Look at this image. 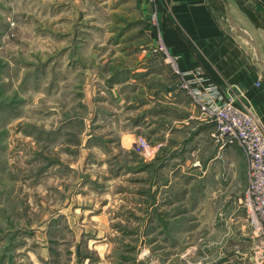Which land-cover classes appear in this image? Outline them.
<instances>
[{"label": "rangeland", "instance_id": "rangeland-1", "mask_svg": "<svg viewBox=\"0 0 264 264\" xmlns=\"http://www.w3.org/2000/svg\"><path fill=\"white\" fill-rule=\"evenodd\" d=\"M135 3L0 0V264H257L243 204L245 154L223 167L219 160L226 184L218 194L194 181L186 194L176 189L165 198L146 196L140 181L115 178L120 150H110L109 167L88 163L89 141L118 135L95 116L93 77L134 61L131 53H117V35L124 27L157 29L158 6L166 8V0H149L146 17ZM136 16L143 19L133 25ZM123 36L132 49L148 39ZM149 48L175 75L170 87L180 88L187 78L177 73V58L168 59L161 32ZM161 73H154L156 82ZM139 137L150 155L135 148ZM125 140L132 156L146 160L161 146L145 132Z\"/></svg>", "mask_w": 264, "mask_h": 264}, {"label": "crops", "instance_id": "crops-1", "mask_svg": "<svg viewBox=\"0 0 264 264\" xmlns=\"http://www.w3.org/2000/svg\"><path fill=\"white\" fill-rule=\"evenodd\" d=\"M134 6L147 17L149 0H137ZM158 7L160 31L124 27L117 35L121 36L116 40L117 53H131L135 60L120 63L118 69L115 65L114 73L99 71L90 83L89 98L97 100L95 116L100 125L112 126L118 135L89 141L93 147H87L88 163L109 167L110 150H120L115 159V178L120 182L129 179L132 186L144 183L148 188L146 196L165 198L176 189L177 194H186L194 181H200L195 187L213 188L216 195L226 184L219 178V166L233 164L236 153L245 157L244 152L238 145L218 147L212 135L215 124L201 113L185 90L170 87L175 75L167 61L151 53L149 47L154 46L156 34L161 32L181 70L201 66L223 94L250 106L264 126V0H166V8ZM142 19L136 16L132 24ZM129 32L130 41L144 35L147 43L132 49L126 44L128 39L122 40ZM154 71L164 74L158 75L159 82ZM143 132L154 139L153 143H161L155 157L148 160L132 156L125 145V139L133 140ZM91 134L90 130L89 137ZM96 149L101 150L99 155H94ZM106 175L103 178H108ZM178 178L185 183L174 185L172 180ZM132 191L131 194L143 195ZM123 193L120 188L113 195L117 200Z\"/></svg>", "mask_w": 264, "mask_h": 264}, {"label": "built area", "instance_id": "built-area-1", "mask_svg": "<svg viewBox=\"0 0 264 264\" xmlns=\"http://www.w3.org/2000/svg\"><path fill=\"white\" fill-rule=\"evenodd\" d=\"M160 50L163 49L161 45ZM176 62V57L168 54ZM187 78L180 89L186 90L200 107L201 113L215 124L213 138L220 149L238 145L248 160V184L244 207L249 225L253 228L255 262L264 264V126L255 111L237 103L233 95L223 94L216 83L200 66L190 70L175 67ZM185 78V79H186ZM135 148L150 155L148 142L139 137Z\"/></svg>", "mask_w": 264, "mask_h": 264}]
</instances>
